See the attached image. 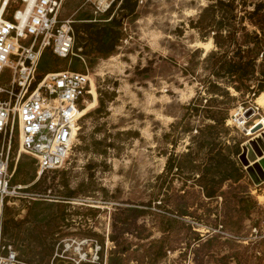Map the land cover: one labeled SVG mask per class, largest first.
<instances>
[{
	"label": "rangeland",
	"instance_id": "374dc122",
	"mask_svg": "<svg viewBox=\"0 0 264 264\" xmlns=\"http://www.w3.org/2000/svg\"><path fill=\"white\" fill-rule=\"evenodd\" d=\"M14 1L7 18L17 8L25 7L21 0ZM217 1L229 0H139L136 15L126 17L119 7L121 0L116 1L110 15L94 14L86 0H65L60 18L73 21L74 55L59 59L48 49L39 72L89 74L91 90L81 104V111H87L68 162L41 177L36 160L21 153L13 182L23 189L16 198L4 203L0 199L2 242L13 247L23 264H68L71 258H80L84 253L91 261L81 264H89L98 261L97 247L98 257L103 254V264H109L114 248L109 236L119 216L127 218L125 238L133 262L138 244L135 210L155 200L159 176L165 171L169 155L187 153L196 135L179 134L172 125L181 123L185 107L211 84L226 87L231 94L217 96L219 106L229 110V118L214 149L221 150L239 181L227 183L225 197L217 201L205 200L200 193L197 198L201 208L210 211L211 220L219 221L212 227L204 225L207 222L194 226L203 236L211 231L217 236L206 244L215 250L210 264H264V97L258 100L250 94L242 95L226 80L215 78L211 69L214 59H207L217 51L213 38L203 39L201 32L191 27V22L196 23L204 9ZM260 2L264 0H248V4ZM235 6L227 14L218 8L209 19L212 14L217 20L224 16L240 27L242 0H236ZM113 15L117 22L111 25ZM259 24L264 28L263 18ZM245 26L247 30H240L238 41L247 49L255 48L257 43L264 46L259 26L249 21ZM112 27L120 32L121 39L114 52H100L98 38ZM263 55L264 48L257 61L258 70ZM113 92L117 97L103 114L88 115L99 108L100 104L95 107L100 96L107 100V93ZM202 96L206 104L210 96ZM202 123L198 118H189L182 126L197 128ZM167 134L169 137H165ZM19 149L15 131L11 159L17 157ZM205 154L207 151L201 156ZM182 182L175 178L171 185L180 190ZM71 192L75 197L70 205L59 200ZM152 207L139 224L144 222L154 238H159L153 217L177 213L155 203ZM194 220L190 216L185 219L189 224H195ZM176 231L183 246L192 242L193 235L182 224ZM185 252L182 260L178 261L176 253L163 264H174L173 260L178 261L176 264H197L192 250Z\"/></svg>",
	"mask_w": 264,
	"mask_h": 264
},
{
	"label": "trees",
	"instance_id": "16d2710c",
	"mask_svg": "<svg viewBox=\"0 0 264 264\" xmlns=\"http://www.w3.org/2000/svg\"><path fill=\"white\" fill-rule=\"evenodd\" d=\"M235 4L236 0H229L227 3L217 1V4L206 7L196 23L194 20L191 22V27L199 30L203 39L207 38V36H212L213 38L217 51L211 52L207 57L208 60L214 59L211 68L213 76L220 80H226L228 85H232L235 91L242 95L250 94L254 98H258L264 94V55L259 70L257 64L260 54L263 53L264 46L257 43L255 48L247 49L243 43L238 41V34L240 30H247L246 21H249L252 25L259 26V29L264 33V28L259 24L260 18L264 19V3L248 4V0H242L244 16L241 18L240 27L230 24L229 19L224 16H222V19L217 20V17L212 14V18L209 19V15L216 12L218 8H221L226 14L233 11L236 8ZM115 6L116 2L106 14L110 15ZM119 7L126 17H133L139 7V0H121ZM249 7L253 9L248 10ZM116 22L117 18L113 15L110 23L113 25ZM256 38L259 41L258 34ZM120 39L121 34L118 30L113 27L106 29L105 34L98 38L99 51L105 53L114 52ZM253 82H256V85H253ZM203 93L210 96L209 100H206V104H204ZM222 95L230 97L231 94L228 88H223L217 84H211L203 92L199 91L197 97L185 107L186 114L181 123L172 125V129L179 134L196 132V135L192 138L187 153L177 154L173 152L169 155L165 171L159 176L160 183L155 200L148 205H138L135 210V219L138 222L135 237L138 240V244L133 262L128 256L130 245L125 238L128 233L124 229L127 218L122 216L115 218L112 223V233L109 236V240L114 244V248L110 251L112 257L109 259V264H163L172 254L176 253H178L179 261L182 260L186 254L185 250L188 248L192 250L195 256L194 261L197 264H210L215 250L206 247V244L214 242L217 236L212 234V231L203 236L196 230L194 225L207 222L209 224L204 225L212 227L213 222L217 223L219 218L214 221L211 220L210 211L201 208L202 204L197 197L201 193L205 200L210 202L217 201L219 198L225 197L224 187L227 183L239 181V178L234 176L233 170L221 150L219 148L214 149L216 147V139L223 135V130L229 118V110L219 106L217 96ZM107 96V100L100 96L95 107L97 108L100 104L99 108L94 112H88V115L94 113L103 114L108 103L113 102L117 94L116 92L107 93ZM189 118H198L203 123L197 128H191L188 125L182 126ZM180 127H183L181 132ZM184 128L185 130L183 131ZM165 137H169V134ZM208 146L211 147L208 148ZM174 147H176V144ZM204 151H207L205 158L201 156ZM175 178L183 181L180 190L173 188L171 185ZM74 197V192H71L68 197L59 200L68 201V205H70L69 201H72ZM154 203L159 208L163 206L165 209H170L168 211L177 213V216L169 217L156 214L153 217V225L161 235L159 238H154V233L149 232L144 222L139 224L141 220L144 221L146 213L152 211ZM97 212L95 211L93 214L94 218L97 217ZM187 216L193 217L194 221H196L195 224L186 222ZM224 218L228 219L226 216ZM179 224L186 227L188 232L193 235L192 242L187 243V247L183 246L182 239L177 238L176 227ZM215 225V227H218L217 224ZM205 237L208 238L205 240ZM101 248L102 250L105 249L104 243H102ZM178 261L173 260V263L176 264ZM103 263L104 258L103 254H101L98 261L95 263L90 262L89 264Z\"/></svg>",
	"mask_w": 264,
	"mask_h": 264
},
{
	"label": "built area",
	"instance_id": "2783aa9c",
	"mask_svg": "<svg viewBox=\"0 0 264 264\" xmlns=\"http://www.w3.org/2000/svg\"><path fill=\"white\" fill-rule=\"evenodd\" d=\"M14 0L0 6V199L18 197L23 186L13 184L21 153L32 156L39 176L58 170L70 159L81 130V104L91 90L89 74L63 70L40 75L43 54L50 49L59 59L74 55L73 21L61 20L65 0ZM94 14L108 13L116 0H86ZM0 11V12H1ZM2 96H6L3 99ZM15 131L20 149L11 159ZM14 160V161H13ZM14 163V164H13ZM10 203V202H9ZM96 249L95 258L99 260ZM87 253L71 258L81 264ZM95 263L96 261H92ZM0 264H23L11 245L3 244L0 230ZM52 264H55L53 262Z\"/></svg>",
	"mask_w": 264,
	"mask_h": 264
},
{
	"label": "bare ground",
	"instance_id": "6f19581e",
	"mask_svg": "<svg viewBox=\"0 0 264 264\" xmlns=\"http://www.w3.org/2000/svg\"><path fill=\"white\" fill-rule=\"evenodd\" d=\"M5 1V3H4V6H3V9L5 8V5H7L8 4V1L9 0H2V4H3V2ZM30 1V4H29V6H28V11L29 10H31V8H32V6H33V3H34V0H29ZM2 4H1V6H2ZM1 6H0V11H1ZM3 9H2V11H3ZM2 11L0 12V21L1 20H3V17H2ZM264 97V94H262L259 98H258V100H260L261 98H263ZM95 99H96V95H95ZM87 111V110H86ZM86 111H84V110H82L81 111V116L82 117H84V114L86 113Z\"/></svg>",
	"mask_w": 264,
	"mask_h": 264
},
{
	"label": "crops",
	"instance_id": "0c3cea01",
	"mask_svg": "<svg viewBox=\"0 0 264 264\" xmlns=\"http://www.w3.org/2000/svg\"><path fill=\"white\" fill-rule=\"evenodd\" d=\"M104 15H105V14H104ZM112 17H113V16H112ZM112 17H111V19H112ZM111 19H110V20H111Z\"/></svg>",
	"mask_w": 264,
	"mask_h": 264
}]
</instances>
